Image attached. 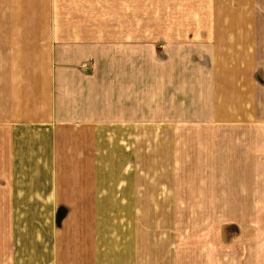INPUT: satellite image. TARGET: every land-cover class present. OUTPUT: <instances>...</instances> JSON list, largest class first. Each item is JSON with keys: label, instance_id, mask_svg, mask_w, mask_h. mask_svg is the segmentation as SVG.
Instances as JSON below:
<instances>
[{"label": "crops", "instance_id": "crops-1", "mask_svg": "<svg viewBox=\"0 0 264 264\" xmlns=\"http://www.w3.org/2000/svg\"><path fill=\"white\" fill-rule=\"evenodd\" d=\"M0 264H264V0H0Z\"/></svg>", "mask_w": 264, "mask_h": 264}, {"label": "rangeland", "instance_id": "rangeland-1", "mask_svg": "<svg viewBox=\"0 0 264 264\" xmlns=\"http://www.w3.org/2000/svg\"><path fill=\"white\" fill-rule=\"evenodd\" d=\"M256 215H257L256 218H258V219H262V215H258V214H256ZM230 239H231V237H230Z\"/></svg>", "mask_w": 264, "mask_h": 264}]
</instances>
